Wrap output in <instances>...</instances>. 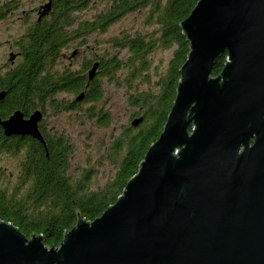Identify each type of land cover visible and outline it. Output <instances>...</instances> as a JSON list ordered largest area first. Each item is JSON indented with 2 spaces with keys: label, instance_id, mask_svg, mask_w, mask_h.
I'll list each match as a JSON object with an SVG mask.
<instances>
[{
  "label": "water",
  "instance_id": "1",
  "mask_svg": "<svg viewBox=\"0 0 264 264\" xmlns=\"http://www.w3.org/2000/svg\"><path fill=\"white\" fill-rule=\"evenodd\" d=\"M179 26L189 49L174 100L122 193L92 220L75 208L57 246L0 219V264H264V0H197ZM41 116L15 109L0 126L46 148Z\"/></svg>",
  "mask_w": 264,
  "mask_h": 264
},
{
  "label": "trees",
  "instance_id": "2",
  "mask_svg": "<svg viewBox=\"0 0 264 264\" xmlns=\"http://www.w3.org/2000/svg\"><path fill=\"white\" fill-rule=\"evenodd\" d=\"M92 0H53L48 14L39 20L30 16L38 6L23 8L18 18L24 26L12 39L11 64L0 68V89L6 95L0 100V116L15 109L25 115L37 107L49 108V117L74 111L71 120L81 125L91 121L93 127H109L112 113L105 107L103 83L126 89V100L135 109L131 120L143 116L136 126L131 121L118 132L111 130L109 139L98 142V160L72 169L75 144L62 126L44 128V145L30 135L6 136L0 126V152L18 155L15 171L0 168V219L10 221L27 237L42 234L47 246H57L76 222L78 212L92 220L112 204L133 176L149 145L158 137L171 108L180 78L179 67L186 59L189 43L179 26L197 0H110L90 18L78 19L75 12ZM46 2V1H45ZM22 0H0V19L7 18ZM148 7L145 25L155 23L147 32L123 30L107 38L111 47L98 53L97 41L88 44L93 31L103 32L110 24L130 11ZM74 29L69 30V26ZM83 36L85 55L78 69L63 67L61 51L69 46L70 36ZM173 47L165 71L151 86L149 53L157 48ZM226 52L213 62L212 75L222 69ZM97 61L92 79L88 70ZM123 72V73H121ZM147 83L145 87H142ZM84 92L82 99L76 96ZM61 92L71 94L61 96ZM77 92L76 96L73 94ZM84 104V107H83ZM53 125V124H52ZM190 128V127H189ZM47 152V154H46ZM111 164L112 173L98 185L92 177L96 165Z\"/></svg>",
  "mask_w": 264,
  "mask_h": 264
},
{
  "label": "rangeland",
  "instance_id": "3",
  "mask_svg": "<svg viewBox=\"0 0 264 264\" xmlns=\"http://www.w3.org/2000/svg\"><path fill=\"white\" fill-rule=\"evenodd\" d=\"M110 0H92L86 7L79 9L76 13L78 19L90 18L92 14L97 12L102 6L109 3ZM42 3V0H22L20 6L11 12L7 18L0 19V68L4 71L9 64L8 54L13 48L12 39L17 37L21 32L24 21L19 20L18 12L23 8H30L38 6ZM148 12V7L145 6L142 9H136L130 11L120 17L118 20L109 25L106 31L99 32L93 31L87 37L88 44L97 41L96 51L100 53L105 48L111 47L107 43V38L111 35H116L123 30L133 32L135 29L142 31H151L156 27V24L145 25L144 19ZM36 17V13L30 16ZM91 46V45H90ZM173 47L162 49L157 48L149 53L151 59V66L149 68L150 85L156 80L159 74L165 71L167 62L172 55ZM67 60H65L66 62ZM123 73V72H121ZM147 83L142 85L145 87ZM104 95L106 97L105 107L112 113V121L109 127H93L92 122L88 121L84 124H77L71 120L70 115L74 111H67L52 117H48L46 124L54 125L56 127L62 126L65 120H69L68 124H65V130L72 138L75 144V152L73 154V160L71 162L72 169L77 166L87 165L88 158L91 163H95L98 160L97 152L101 150L97 149L98 142L107 141L109 139V132L114 130L118 132L119 129L128 124L131 121V114L134 111V107L131 106L126 100V89L122 86H116L113 83L104 82ZM84 107V104H83ZM19 157L18 155H10L5 152H0V168H4L6 171H15L16 164ZM111 164L103 162L100 165H96L92 181L93 185L102 184L107 177L113 172Z\"/></svg>",
  "mask_w": 264,
  "mask_h": 264
},
{
  "label": "flooded vegetation",
  "instance_id": "4",
  "mask_svg": "<svg viewBox=\"0 0 264 264\" xmlns=\"http://www.w3.org/2000/svg\"><path fill=\"white\" fill-rule=\"evenodd\" d=\"M45 1L48 0H42V3H44ZM53 4V0H51V5ZM37 15V10L34 11ZM96 13V12H95ZM94 13V14H95ZM93 15V14H92ZM91 15V17H92ZM74 29V25L69 26V30ZM84 37L81 36H70L68 38V44L69 46L66 47L65 50L61 51L60 53V58L59 61H61V65L63 67H71L74 71H76L78 69V66L80 65V59L82 58L83 55H85V48L88 47L86 46V44L83 43ZM65 60H67L65 62ZM61 96L63 97H67L68 94L65 92H61ZM77 94V92H75L73 94V97H75ZM71 94H69L70 96ZM68 96V97H69ZM47 108H45L43 110V108L41 107H37L36 109H39L42 112V116L41 119L38 121V126L40 131L42 132L44 130V128H48L49 130L53 128L54 125H48V123L46 124L48 117H49V108L48 106H46Z\"/></svg>",
  "mask_w": 264,
  "mask_h": 264
}]
</instances>
